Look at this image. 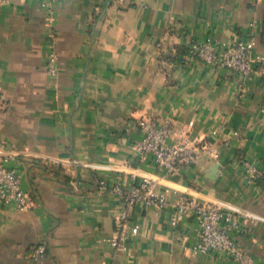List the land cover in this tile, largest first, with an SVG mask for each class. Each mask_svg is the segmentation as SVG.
<instances>
[{"label": "crops", "instance_id": "1", "mask_svg": "<svg viewBox=\"0 0 264 264\" xmlns=\"http://www.w3.org/2000/svg\"><path fill=\"white\" fill-rule=\"evenodd\" d=\"M50 17L39 0H0V150L34 155L6 163L29 207L0 210V264H231L189 251L193 217L171 226L182 194L258 216L242 219L248 231L235 238L264 264V77L184 58L195 41L251 36L264 53V0H65ZM142 117L169 123L172 139L211 144L217 157L201 151L165 178L134 148ZM238 158L260 170L256 183L243 180ZM142 177L167 204H136L128 222L140 230L119 252L109 240L122 201L98 181ZM38 244L45 253L33 259Z\"/></svg>", "mask_w": 264, "mask_h": 264}, {"label": "built area", "instance_id": "2", "mask_svg": "<svg viewBox=\"0 0 264 264\" xmlns=\"http://www.w3.org/2000/svg\"><path fill=\"white\" fill-rule=\"evenodd\" d=\"M63 1L65 0H39L40 7L47 14V20L50 21L55 6ZM255 45L256 39L252 36L247 40L224 44L209 39L195 41L187 46V55L184 58H197L215 71L226 70L240 80L250 79L255 75L264 77V53L254 54ZM174 52L172 49L171 53ZM48 71H55L53 53L49 55ZM137 127L141 138L134 144V148L139 152L140 161L151 160L165 178L174 176L180 165L194 162L201 151L217 157L216 148L207 142L190 145L183 137L172 139L174 132L167 122L142 117L138 120ZM33 156L29 152L0 150V210L23 212L28 209L29 199L22 187L21 176L15 168L8 167L6 163L18 157ZM238 159L244 171L243 180L248 184L256 183L262 176L260 170L243 158ZM98 186L100 189H108L122 201V210L114 217V235L109 240L110 246L119 252L126 250V236L135 235L140 230L139 225L131 226L128 222V214L134 206L144 203L163 209L167 204L164 196L154 191L153 180L149 177H142L129 185L116 183L109 188L105 181L99 180ZM185 216L193 217L198 225L197 241L189 248L192 254H213L231 264H256L255 259L237 244L235 237L248 231L241 222L242 219L250 222L258 220V216L216 200H201L189 194H182L174 203L171 226H176ZM44 253V245L38 244L30 251L29 257L38 259Z\"/></svg>", "mask_w": 264, "mask_h": 264}]
</instances>
